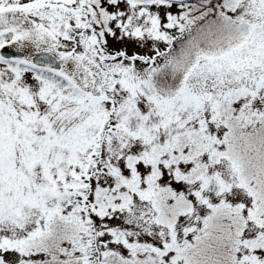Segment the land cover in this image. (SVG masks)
Wrapping results in <instances>:
<instances>
[{
    "label": "snow or ice",
    "instance_id": "obj_1",
    "mask_svg": "<svg viewBox=\"0 0 264 264\" xmlns=\"http://www.w3.org/2000/svg\"><path fill=\"white\" fill-rule=\"evenodd\" d=\"M0 264H264V0H0Z\"/></svg>",
    "mask_w": 264,
    "mask_h": 264
}]
</instances>
